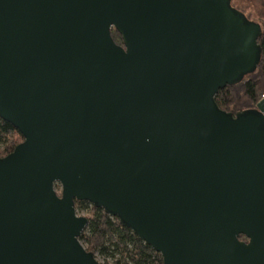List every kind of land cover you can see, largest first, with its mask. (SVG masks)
Returning a JSON list of instances; mask_svg holds the SVG:
<instances>
[{
	"label": "water",
	"instance_id": "1",
	"mask_svg": "<svg viewBox=\"0 0 264 264\" xmlns=\"http://www.w3.org/2000/svg\"><path fill=\"white\" fill-rule=\"evenodd\" d=\"M262 31L232 0H0V264H102L78 201L165 264H264V103L214 102Z\"/></svg>",
	"mask_w": 264,
	"mask_h": 264
},
{
	"label": "trees",
	"instance_id": "2",
	"mask_svg": "<svg viewBox=\"0 0 264 264\" xmlns=\"http://www.w3.org/2000/svg\"><path fill=\"white\" fill-rule=\"evenodd\" d=\"M262 12L260 23L263 31L257 41L258 46H261L262 57L257 70L237 85L219 89L214 98L219 109L234 116L240 110L255 108L264 94V9ZM112 37L124 46L118 30H113ZM23 141L24 136L15 126L0 117V157H7ZM75 209L84 212L89 219L80 241L85 244L88 252L98 253L104 258L102 264H165L159 252L128 226L122 225L120 218L110 216L104 208H97L87 201H78ZM240 239L246 240L243 237Z\"/></svg>",
	"mask_w": 264,
	"mask_h": 264
},
{
	"label": "crops",
	"instance_id": "3",
	"mask_svg": "<svg viewBox=\"0 0 264 264\" xmlns=\"http://www.w3.org/2000/svg\"><path fill=\"white\" fill-rule=\"evenodd\" d=\"M261 1L259 3L256 0H232L234 7L245 13V15L251 16L256 21L262 20V16H259V11H263L264 9V0Z\"/></svg>",
	"mask_w": 264,
	"mask_h": 264
},
{
	"label": "rangeland",
	"instance_id": "4",
	"mask_svg": "<svg viewBox=\"0 0 264 264\" xmlns=\"http://www.w3.org/2000/svg\"><path fill=\"white\" fill-rule=\"evenodd\" d=\"M256 1H258L259 3H261L262 1L261 0H256ZM257 10H258V8H257ZM262 11H259V16L260 15H262ZM251 17V16H250ZM252 19V18H251ZM259 22L261 21V20H258ZM56 188H57V190H58V192H59V194L61 193V191H62V187L60 186V185H57L56 186ZM85 215L86 216V214L83 212V213H81V212H79L78 211V215ZM83 243V242H82ZM83 245L85 246V244L83 243ZM85 248H86V246H85ZM96 255V258H97V260L101 263V262H103V260H104V258L100 255V254H98V253H96L95 254Z\"/></svg>",
	"mask_w": 264,
	"mask_h": 264
},
{
	"label": "built area",
	"instance_id": "5",
	"mask_svg": "<svg viewBox=\"0 0 264 264\" xmlns=\"http://www.w3.org/2000/svg\"><path fill=\"white\" fill-rule=\"evenodd\" d=\"M260 102L259 103H261V102H263L264 103V94H262L261 95V98H260V100H259Z\"/></svg>",
	"mask_w": 264,
	"mask_h": 264
}]
</instances>
